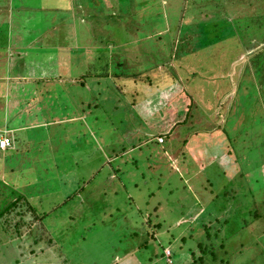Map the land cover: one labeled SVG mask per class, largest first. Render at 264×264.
<instances>
[{
    "label": "rangeland",
    "instance_id": "1",
    "mask_svg": "<svg viewBox=\"0 0 264 264\" xmlns=\"http://www.w3.org/2000/svg\"><path fill=\"white\" fill-rule=\"evenodd\" d=\"M57 1L0 0V204L48 213L1 219L0 264H264V0H76L71 55L40 48Z\"/></svg>",
    "mask_w": 264,
    "mask_h": 264
},
{
    "label": "trees",
    "instance_id": "2",
    "mask_svg": "<svg viewBox=\"0 0 264 264\" xmlns=\"http://www.w3.org/2000/svg\"><path fill=\"white\" fill-rule=\"evenodd\" d=\"M52 1L53 0H51V3H52ZM82 1H76V0H74V1H72V0H58L57 1V3L59 4V7L57 6V8L59 9V10H61V11H69V13L70 14H72L73 12H75V15H72V17H71V15H68L67 13H65V12H63V14L65 15V18H66V20H64V21H62V22H60L59 24H58V26H59V28H60V31H52V35L50 36L49 34H46V35H44V39L46 40V41H44V44L45 43H47V41H53V40H60V41H58V42H56V43H60V42H63L64 43V46H66V47H69L68 48V54H72L73 53V51H74V49H75V46H74V38H75V36H73V33H74V26H76L77 28L78 27H81V26H87V29H88V31H89V27H90V31H92L93 30V27H94V23H96V21L97 20H95V19H91V21H89V19H88V17L87 16H85V15H79V13H78V11L77 10H79L80 8L82 9L83 7H85V5L88 3V2H82ZM50 3V2H49ZM61 4H63L62 5V7H61ZM88 8H86V10H87ZM83 14V13H82ZM91 17H93L94 15H93V13H91ZM74 17V18H73ZM98 21H103L104 22V17L101 19V20H98ZM50 27H53V26H50ZM53 29H56L55 27H53ZM70 32H72V34H70ZM124 34H126V31L124 32ZM61 39H63V40H61ZM145 39H147V38H145ZM123 45L126 47V41L124 40L123 41ZM51 44V43H50ZM54 44V43H53ZM188 47H189V43H188ZM113 49H114V47H113ZM189 50V49H188ZM77 51V50H76ZM76 51H74V52H76ZM135 61H136V63H138V64H140V59H139V55L137 56V55H135ZM73 63H74V66H76L75 64H77V62H76V60H75V58H74V60L72 61ZM126 63H127V60H126ZM169 66H171V64H168ZM122 66H124V64H121V63H119L116 67H118V68H121ZM133 71H135V68L136 67H130ZM125 73V72H124ZM171 74H172V77L175 79V77H174V75H173V73H172V71H171ZM86 75V74H85ZM89 76H91L90 74H88ZM141 75V78H144L145 76L143 75V73H142V70H138V72H136L135 74H134V77L135 78H137L138 79V77ZM4 76H5V74H4ZM3 76V77H4ZM80 78H81V80H80V82L79 83H77V84H75V86L78 88V90L79 91H84L85 89V83L82 81V79L84 78V75L83 74H81L80 75ZM94 78V75H92L91 76V79H93ZM173 78H166V77H162V80L163 81H165V83L166 84H168V85H171V84H173V83H176L177 81V79H175V82L173 81ZM172 79V80H171ZM171 81H172V83H171ZM141 82H143V81H141ZM147 81H145L144 83H143V85L144 84H147L146 83ZM150 82V81H149ZM170 82V83H169ZM126 85H130L131 84V80L130 79H127L126 80ZM151 83V82H150ZM149 83V84H150ZM149 84H148V86H147V88H146V92H152L153 90H151V88H150V86H149ZM164 85V84H163ZM163 85H159L158 86V88H160L161 86H163ZM143 92V91H142ZM95 108H96V105L95 106H93L92 107V110H95ZM141 109H144V108H141ZM150 109V108H149ZM145 111H149L148 109H144ZM90 117H91V115H90ZM140 117V116H139ZM134 131H139V127H135L134 128ZM7 136V135H6ZM167 137H168V135H167ZM166 137V138H167ZM159 140H161L162 142L160 143V144H162V143H164V139L163 138H158L157 139V142L159 141ZM10 141H11V147H12V145H13V141L11 140V138H10ZM159 143V142H158ZM7 150V149H6ZM112 176H114V175H110L109 177H112ZM121 182L122 180L121 179H119L117 176H114V178H113V180H111V181H109V178H108V181H107V183L108 184H114V182ZM12 190H13V188L10 190V192H8V195H7V197L8 198H10V200H9V202L6 204V202H5V204L4 205H2V203L0 204V225H1V219L5 216V215H8V214H10V213H12L13 214V212H14V208L17 206V205H20V206H22V207H26V210L25 211H23V212H19V213H17L16 215H18L19 216V219H20V223L16 226V227H18L20 224H23L25 221L24 220H22L20 217H24V216H31V221H30V223H32V222H36L37 220H41V221H43L44 220V218L47 216V212H40V211H37V210H35V208L33 207V205L34 204H30V202H28L27 201V199L24 197V196H22V195H18V196H12L11 195V192H12ZM0 191H2V192H4V190H0ZM115 194H116V196H118V192L117 191H115ZM125 194H126V197L130 200L131 199V196H129L128 195V193H126V189H125ZM14 195V194H13ZM50 199H48V200H45V201H49ZM44 202V200H39L38 201V205L42 208V209H44V204H42L41 202ZM35 206V205H34ZM106 208H107V206H106ZM26 211H28V213L26 212ZM84 219V218H83ZM83 219H80L81 221L83 220ZM223 218H221V219H216L215 220V223L213 224V223H211V222H209L208 224H209V228L207 227H205L207 224H203L200 220H197L195 223L196 224H198L197 225V227H199V229H201V230H203V232H204V234L207 236V239L210 241L211 239H212V235L214 234H212V229L214 228V227H212V226H214L215 224H217L218 222L219 223H221L220 221L222 220ZM148 221H150V220H148ZM147 221V222H148ZM227 221V220H226ZM226 221H224V224L221 226V228L223 227L224 228V226H225V223H226ZM9 222V219L7 218V217H5L4 218V220H3V224H5V225H1V227H3V230L4 229H7V230H9V228H6L7 226H6V224ZM201 223V224H200ZM202 227L204 228V229H202ZM220 230V229H219ZM19 234V233H18ZM154 236V235H153ZM218 236V235H217ZM216 236V237H217ZM188 236H186V238H187ZM185 239V237H182V240L183 241H185L184 240ZM39 240V239H38ZM224 241V240H223ZM33 244H36V240L33 242ZM144 245H146V243L145 244H143V245H141L140 247H139V249L141 250L142 249V247L144 246ZM198 248L200 249V251L196 254V253H192L191 254V258H190V260L188 261V259L185 261V263H187V264H230V262L228 261V260H224V259H218V252L217 251H215V250H217V248L213 245V244H211V245H206V244H202V243H199L198 244ZM218 249L219 250H221V249H224V246H222V244L218 247ZM133 248L131 249V248H129V250L128 251H126L124 254H121L120 255V258H118L117 259V261L116 262H114V260H113V262L115 263V264H124V262L127 260V258L128 257H130V256H135V253H133ZM165 250V249H164ZM164 250H163V255H164ZM225 253V252H224ZM223 253V254H224ZM197 255V256H196ZM165 256V255H164ZM225 258V257H224ZM119 259H121L120 261H118ZM18 262V261H17ZM167 264H168V262H166Z\"/></svg>",
    "mask_w": 264,
    "mask_h": 264
},
{
    "label": "crops",
    "instance_id": "3",
    "mask_svg": "<svg viewBox=\"0 0 264 264\" xmlns=\"http://www.w3.org/2000/svg\"><path fill=\"white\" fill-rule=\"evenodd\" d=\"M42 34H44V35H46V34H49L50 36L52 35V32H50V31H44V32H41L40 34H39V36H40V38H42L43 40H44V36H42ZM41 43H43V42H41ZM24 46H26V44H23V47ZM7 47H9V42H8V44H7V46H6V50H7ZM41 49H46V50H55V51H58V52H60V54H66L67 52H68V48L69 47H66V46H64V43L63 42H60V43H55V44H53V43H43V45H42V47H40ZM7 52V51H6ZM67 55V54H66ZM58 63H60V62H58ZM71 67H72V65H71ZM72 80L73 79H70V80H68L69 82H72ZM72 84V83H71ZM90 91H92V90H90ZM94 100H93V102H92V104H94ZM110 178H114V176H112V177H110Z\"/></svg>",
    "mask_w": 264,
    "mask_h": 264
},
{
    "label": "built area",
    "instance_id": "4",
    "mask_svg": "<svg viewBox=\"0 0 264 264\" xmlns=\"http://www.w3.org/2000/svg\"><path fill=\"white\" fill-rule=\"evenodd\" d=\"M11 146V141L10 138L7 137L6 135H1L0 136V149L5 150Z\"/></svg>",
    "mask_w": 264,
    "mask_h": 264
},
{
    "label": "clouds",
    "instance_id": "5",
    "mask_svg": "<svg viewBox=\"0 0 264 264\" xmlns=\"http://www.w3.org/2000/svg\"><path fill=\"white\" fill-rule=\"evenodd\" d=\"M160 142H161V140H159ZM10 148H11V146H10ZM8 149V148H7Z\"/></svg>",
    "mask_w": 264,
    "mask_h": 264
}]
</instances>
